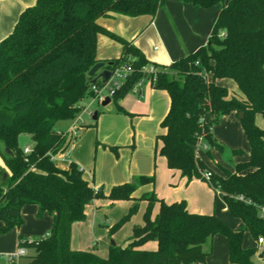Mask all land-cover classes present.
<instances>
[{
	"label": "trees",
	"instance_id": "obj_1",
	"mask_svg": "<svg viewBox=\"0 0 264 264\" xmlns=\"http://www.w3.org/2000/svg\"><path fill=\"white\" fill-rule=\"evenodd\" d=\"M169 1L204 10L219 7V15L210 45L168 66L155 65L158 73L152 86L170 96V109L161 123L165 133L159 136L160 154L169 169L188 181H205L204 174L210 173V187L222 195L230 215L243 223L237 229L216 214L190 213L185 201L167 204L154 193L136 198L133 184L114 186L106 196L90 186L78 164L62 169L55 162L76 138L57 130L58 123L76 120L86 109L84 100L95 98L92 86L103 84L89 76L99 63V35L123 47L122 57L107 62L106 69H134L113 98L119 113L128 114L119 102L150 77L142 72L150 63L141 50L108 31L100 20L115 15L155 18ZM221 81L233 82L236 91ZM231 113L238 118L244 114L239 119L250 157L237 163L234 172L220 166V176L199 158L197 148L205 143L209 158L213 149L224 151L213 131ZM258 118L264 121V0H37L0 43V143L5 148L0 155L7 168L0 166V234L20 228L22 209L34 205L38 218L48 213L53 225L46 237H19L18 249L34 251L20 257L28 264H207L211 251L204 245L218 235L226 239L230 264H254L259 248H244V239L246 233L257 243L264 238V128ZM22 135L31 136L28 153L20 147ZM233 154L243 156L244 151ZM152 183L154 178L141 177L142 185ZM95 200H108L109 207L134 202L111 234L131 220L140 202H148L144 225L134 229L126 247L112 244L106 259L71 248L73 225L86 221V209ZM156 204L160 210L153 217ZM149 242H156L158 249H142ZM261 254L264 258V250ZM0 264H9L5 255H0Z\"/></svg>",
	"mask_w": 264,
	"mask_h": 264
},
{
	"label": "rangeland",
	"instance_id": "obj_2",
	"mask_svg": "<svg viewBox=\"0 0 264 264\" xmlns=\"http://www.w3.org/2000/svg\"><path fill=\"white\" fill-rule=\"evenodd\" d=\"M149 18L147 16H140L137 19H127L126 28L128 32L136 33L135 37L138 40V44H142V51L151 62L156 61L157 66H165L167 64L161 62L162 56L165 54V47L161 40L152 31L148 32L147 30L146 33H143L148 23L151 22ZM213 18V15L209 16L207 21ZM130 22H132V25H130ZM138 35L140 36L138 37ZM105 40L100 41L97 46V51L99 50V53L97 52L98 56L103 57L111 53V55L114 54L116 56V53H119V58L123 53L121 43L117 41L112 42L108 39ZM168 42L172 44L173 37H168ZM118 58L115 57V59ZM229 84L235 86L233 82L224 81V85L228 88ZM148 89V86L144 87V91H148ZM89 99L90 102L88 101ZM93 99L95 98L92 97L84 100V103L88 104V110L92 113L81 114L84 121L89 123L87 135L83 134L84 136L81 138L87 150L90 147L82 156L83 162L87 163V166L82 168L86 169V178L91 185L96 183L95 185H99L100 189L107 194L113 186L122 182L129 183L135 185L137 188L136 192L142 196L146 191L144 189L146 185L141 184V177H152L154 178V183L147 185H151L147 192L150 194L154 193L156 197L161 198L165 203H170L167 200L168 198L172 201L174 196L182 194L187 196L188 198L186 197V199H189L191 203L200 207L199 209L204 210L205 206H207L209 207V213H215L217 216L220 214L226 217V214L223 212L224 201L219 194H216L217 192L209 188L208 182L204 181L206 185L199 181L192 182L189 185L180 183L179 176L171 174L165 157L160 154L162 143L159 140V134L162 132V120L169 109L168 101L155 102L153 96L148 95V93L142 99L141 95L132 92L124 98L131 104V106H128L132 110L128 109L129 107L121 105V101L124 99L119 102L125 108V111L128 112V114H125L119 113L113 102L106 107L97 100L95 102ZM95 113H98L96 120L93 119ZM231 118L233 120H230ZM76 120L72 122H60L56 129L66 131L67 127H70L69 124L73 125V122H76ZM257 122L260 127L264 128V121L261 118ZM76 131L78 133L74 141L80 138L81 130L77 129ZM89 134H91V141L89 140L88 142ZM214 135L224 147L223 152L213 149V158H209L206 154L205 143H202L197 148V154L209 167L221 170L219 169L221 166L234 172L235 166L239 162L238 158L233 154L234 150L244 151L242 159H249L250 145L241 121L234 113L226 115L220 124L214 127ZM19 144L22 148H25L27 145H31L32 147L31 136L22 135L19 139ZM0 149L5 151L1 143ZM61 164L65 165V163ZM0 166L7 170L1 155ZM142 202H140L138 212L115 234H111L110 229L128 214V201H122L108 211L101 210L95 214H93V208L90 207L89 219L87 220V224L82 227L81 234L83 237L89 236V239L92 241L90 243L92 250L96 247V251L99 254H105L104 258H107L113 242L121 247L129 241L133 237L134 229L144 222L146 207ZM49 217L50 215L47 213L43 218H38L34 206H25L22 209L24 224L20 228H14L9 233L0 234V255H15L18 252L17 237L21 233L29 234L36 238L46 237L51 230ZM2 227V223L0 222V229ZM217 238L214 241L213 255L210 262L211 264H229L226 240L221 235ZM249 240L251 239L247 236L245 244H249ZM210 243L204 245L206 252L211 251ZM153 244V242H150V246H153ZM30 253H34V251L31 250Z\"/></svg>",
	"mask_w": 264,
	"mask_h": 264
},
{
	"label": "crops",
	"instance_id": "obj_3",
	"mask_svg": "<svg viewBox=\"0 0 264 264\" xmlns=\"http://www.w3.org/2000/svg\"><path fill=\"white\" fill-rule=\"evenodd\" d=\"M36 2H37V0H0V43L13 32L16 24L18 23V20H19L21 14L25 10H27L28 8L35 6ZM212 15L214 18L212 20L207 21L208 17L212 16ZM218 15H219V7H216L212 10L211 9L210 10H204L202 8H199V7H195V6H191V5H185V4L174 2V1H169L166 3L165 7L160 9V11L158 12V14L155 18H151L150 16H147V17H150L149 19L151 22L148 23L147 28L145 29V31L143 33H146L147 30H148V32L152 31V33L155 34L161 40V42L163 43V45L165 47V54H163L161 62H163V64L164 63L167 64L165 66H168L171 63L185 57L187 54L195 52L200 47L208 45L209 38L211 36V32H212V29L215 25L216 18H218ZM137 18L138 17L130 18V17H125V16H121V15H115V16H111V17L101 19L100 24L103 27H105L108 31L117 34L118 36L122 37L126 41L133 44L136 48L141 50V52L145 55L146 59L148 60V62L150 64H153L154 66L158 65L156 63V61L151 62V60L148 59L146 54L142 51V44L141 43L138 44V42H137L138 40L135 37L136 33H134V34L130 33V32H128V30L126 28L127 19H137ZM130 21H134V20H130ZM130 25H132V22H130ZM139 36L140 35H138V37ZM170 36L173 37V43L172 44H170L168 42V37H170ZM105 39H108L109 41H112V42L114 41V40L110 39L109 37L101 34L98 36V44L100 43V41H103ZM105 44H107V43H105ZM97 52L99 53V50ZM98 53H97L98 62H103L105 64L107 62H112L114 60H117V59H115V57L118 58V56H119V53H116V56L114 54L111 55L112 54L111 53L110 55L107 54V55H104L103 57H100V56H98ZM120 57H122V55ZM104 69H106V67ZM100 72H102V71H100ZM219 84L224 85V81L219 82ZM145 86H148V88H149L148 91L147 90L144 91ZM229 89L232 92L236 91V87L232 86L231 84H229ZM139 90H140L142 99L145 98V95L148 93V95L153 96V99L155 100V102L160 103L161 101H168V105H169V109H170V96L166 91L164 92L163 90L154 89V87L152 86V83L149 82L148 80L143 81L142 85L139 87ZM135 94L139 95L138 93H135ZM93 100L95 101V99H93ZM88 101L90 102V99ZM95 102H97V101H95ZM128 103L129 102L127 99H124L121 101V105L126 106L127 108L129 107L128 105L131 106V104L130 103L128 104ZM110 104H108L107 106H109ZM85 105H86V109L83 113H87V112L92 113L91 111L88 110V104L85 103ZM128 109L132 110L130 107ZM169 109H168L167 113L169 112ZM167 113H166V115H167ZM149 114H150V111H149ZM234 114L236 115V117H238L236 113H234ZM166 115L164 116V118L166 117ZM164 118H163V120H164ZM163 120H162V122H163ZM230 120H233V119L231 118ZM69 126L70 127H67V130L65 132H68L71 128L76 127L78 130H81L80 131V138H78L76 141H73L69 145V147L65 153L58 155L55 158V162H56L57 166L62 168V169H68L70 163L75 162L76 164H78L81 167L82 170H84V178L86 181H88L86 178V174H85L86 169L82 168V167L87 166V163L83 162L82 156H83L84 152H86L90 149V147L87 150V148L85 147V144H83V139L81 137L84 135H87V133H88L87 130L89 129L88 128L89 123L84 121V119L80 115L79 118L76 120V122H73V125L69 124ZM164 133H165V130L162 128V132L159 134V136L163 135ZM89 140L91 141V134H89L88 142H89ZM74 142H76V143H74ZM32 147H33V145H32ZM32 147H31V145H27L24 149H27V148L31 149ZM211 153H212V151H211ZM237 158H238L239 162L247 161V159H245V160L242 159L243 156H238ZM202 161H204V160H202ZM61 163H65V165H63ZM166 163H167V161H166ZM209 168L214 173H216L220 176L224 175L222 170H218L217 168L212 169L211 167H209ZM169 170H170L171 174H173L174 176H179V179H180L179 181L182 184L185 183V184L189 185L190 183L196 182V181H199V182H202L205 184V182L203 180H200V179H193L192 181H188L187 178L183 177L179 171H175V170H171V169H169ZM88 175L90 176V174H88ZM95 184H93V185L90 184V186L96 190H102V189H100L99 185H95ZM121 184H125V183L122 182V183H119L117 185H121ZM117 185H115V186H117ZM150 186L146 185V187L144 188L146 190L145 193H148L147 191L150 189ZM209 188L212 191L217 192L214 189H212L210 187V185H209ZM109 193H107V194L104 193V194L106 196H108ZM145 193H143V194H145ZM216 194H219L223 200V197L219 192H217ZM140 195L141 194H139L138 192L135 193L136 198H140L141 197ZM186 197L187 196H184L181 194L179 196H174V198H172V201H170V199L168 198L167 200L170 203H167V204H173V203L185 201L187 203V208H188V211L190 213L203 214V215L215 214V213H209L210 212V211H208L209 207H207V206H205L206 208L204 210L199 209L200 207H197L195 204L191 203L189 199H186ZM159 199L162 200L161 198H159ZM119 203L120 202H117L114 206H117ZM110 204L111 203L108 200H95L86 209V214H87L86 221L73 225L71 248L74 251L94 252L102 258L105 257V254L100 253L101 254L100 255L98 253V251H96V247L94 248V250H92V247L90 244L92 242L91 239H89V236L83 237L81 234V229L84 225L87 224V220L89 219L88 217L90 215V212H89L90 207L93 208V214H95L96 212L101 211V210L102 211H108L110 208H112V207H109ZM133 204H134L133 201H128L127 207L130 209L133 206ZM142 204L146 207V211H147L148 202L143 201ZM223 204H224L223 212L226 214V217L223 215H220V214L218 215V217L221 218L229 227H231L233 229L240 228L243 225L242 221L233 218L230 215L226 204L224 202H223ZM32 206H34V205H32ZM34 207H35V213L37 215L38 207L37 206H34ZM159 210H160V205L156 204L154 206V210H153V217L157 216V214L159 213ZM49 221L51 222V228H52L53 219L51 216L49 217ZM142 225H144V222ZM142 225H139V226H142ZM2 226H3V224H2ZM20 236H28L31 238H36V237L29 235V234H23V233L19 234L17 237V248H18ZM218 236H216L213 239V241H211V243H210L211 256L213 255L214 241ZM247 236H249L251 240H249L250 241L249 244H245V239H244V248L248 249V248L258 247V243L252 239V237L249 233L245 234V238ZM130 239H129V241H127L122 246L126 247L128 245V243L130 242ZM153 243H154L153 246H150V242L147 243L146 245H144L142 247V249L148 250V251H156L158 249V244L156 242H153ZM92 245H93V243H92ZM226 246H227V243H226ZM30 251L31 250H28L27 256H32L34 254V253H30ZM2 255H5V254H2ZM227 255H228V249H227ZM211 256L208 257L207 264H211V262H210ZM104 259H106V258H104ZM25 260H26V258H19V260L17 261V264H28V259L26 261ZM228 260H229V258H228ZM229 264H230V262H229ZM254 264H264V258L262 256L261 252L257 253Z\"/></svg>",
	"mask_w": 264,
	"mask_h": 264
},
{
	"label": "built area",
	"instance_id": "obj_4",
	"mask_svg": "<svg viewBox=\"0 0 264 264\" xmlns=\"http://www.w3.org/2000/svg\"><path fill=\"white\" fill-rule=\"evenodd\" d=\"M111 77L108 80L107 83H103L101 86L93 85L92 86V91L95 94V100H97L100 103H103L106 101V99L109 97L112 101L114 96L117 94L119 90L122 89L128 78L132 75L134 72V69L131 66H122L118 67L115 70L111 71ZM142 72L145 74L149 75L150 77L148 78V81L153 83L156 81L158 69L154 65H147L142 68ZM102 81V79H100ZM103 82V81H102ZM143 81L140 82L133 90L134 93H138L141 95L139 87L142 85ZM76 128H71L68 133L75 138L77 136V129ZM25 152L28 153L30 152V149L27 148L25 149ZM204 179L206 182L210 183L211 181V174L210 173H205L204 174ZM242 199V198H241ZM251 204V202H248ZM264 213V211H263ZM258 248L259 252H262L264 250V238H260L258 241ZM28 254V251L26 249H18V252L15 255H5L6 257V262L11 263L14 259H18L22 256H25ZM197 264H204L202 262H199Z\"/></svg>",
	"mask_w": 264,
	"mask_h": 264
},
{
	"label": "water",
	"instance_id": "obj_5",
	"mask_svg": "<svg viewBox=\"0 0 264 264\" xmlns=\"http://www.w3.org/2000/svg\"><path fill=\"white\" fill-rule=\"evenodd\" d=\"M208 45H210V42L208 43ZM104 68H105V63H103V62H99V63H97V64L91 69V71L89 72V76H90V77H95L94 80H93V82H96V81H98V80H100V79H102V81H103L104 84L108 82V80H109L110 77H111L112 72H111L110 70H108V69H104ZM100 71H102V72H100ZM98 73H99V74H98ZM111 102H112V100L108 97V98L106 99V101L102 103V105H103V106H107V105L110 104ZM97 116H98V113H95L93 119L96 120V119H97ZM243 116H244L243 113H240V114H239V118L242 119ZM6 152H7V153H10L9 150H6ZM113 244H115V243L113 242Z\"/></svg>",
	"mask_w": 264,
	"mask_h": 264
}]
</instances>
